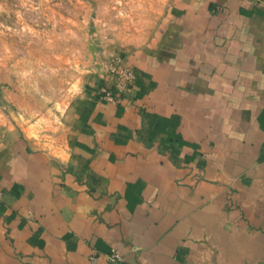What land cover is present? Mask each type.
Segmentation results:
<instances>
[{
  "label": "crops",
  "instance_id": "0c3cea01",
  "mask_svg": "<svg viewBox=\"0 0 264 264\" xmlns=\"http://www.w3.org/2000/svg\"><path fill=\"white\" fill-rule=\"evenodd\" d=\"M173 8L131 87L0 145V264L264 263V0Z\"/></svg>",
  "mask_w": 264,
  "mask_h": 264
},
{
  "label": "rangeland",
  "instance_id": "374dc122",
  "mask_svg": "<svg viewBox=\"0 0 264 264\" xmlns=\"http://www.w3.org/2000/svg\"><path fill=\"white\" fill-rule=\"evenodd\" d=\"M184 0H0V145L50 138L66 108Z\"/></svg>",
  "mask_w": 264,
  "mask_h": 264
},
{
  "label": "built area",
  "instance_id": "2783aa9c",
  "mask_svg": "<svg viewBox=\"0 0 264 264\" xmlns=\"http://www.w3.org/2000/svg\"><path fill=\"white\" fill-rule=\"evenodd\" d=\"M112 72L115 77V84L119 90L124 91L131 87L136 80V72L132 66L118 64L112 68ZM99 93L109 102L118 103L119 96L115 95L112 88L107 85H102L99 88ZM3 200V192L0 191V202ZM107 264H124V258L116 251L112 250L106 254ZM93 263H97L98 255L93 253L91 256Z\"/></svg>",
  "mask_w": 264,
  "mask_h": 264
},
{
  "label": "water",
  "instance_id": "95a60500",
  "mask_svg": "<svg viewBox=\"0 0 264 264\" xmlns=\"http://www.w3.org/2000/svg\"><path fill=\"white\" fill-rule=\"evenodd\" d=\"M262 264H264V263H262Z\"/></svg>",
  "mask_w": 264,
  "mask_h": 264
}]
</instances>
